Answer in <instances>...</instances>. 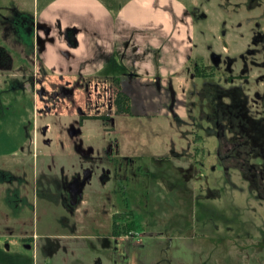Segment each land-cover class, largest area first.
Returning a JSON list of instances; mask_svg holds the SVG:
<instances>
[{
  "label": "flooded vegetation",
  "instance_id": "af4514ba",
  "mask_svg": "<svg viewBox=\"0 0 264 264\" xmlns=\"http://www.w3.org/2000/svg\"><path fill=\"white\" fill-rule=\"evenodd\" d=\"M224 1L216 5L222 18L210 38L201 35L204 25H195L208 19L204 4L187 8L192 23L183 60L186 84L178 91L159 71L148 77L140 71L120 77L99 71L107 80L94 84L77 81L71 69L53 70L58 82L47 88L43 66L35 74L21 67L18 78L9 49L0 42V121L13 116L16 104L28 112L24 103L30 101L32 132L45 136L60 112L71 109L66 135L78 167H61L58 177H48L46 188L62 205L65 213L56 215L68 232L77 233L82 220L90 222L84 230H94L90 200L106 213L108 228L93 237L107 256L98 263L145 264L134 262L130 253L145 246L143 235H157L158 227L169 225L178 229L173 237L184 243L182 250L197 251L199 258H170V237L163 244L166 260L153 264H174V259L177 264H264V213L257 211L258 205L264 207V0ZM2 9L4 41L17 36L34 56L53 41L45 35L47 26L35 23L30 13L12 4ZM69 33L64 35L71 45ZM94 93L102 96L104 108ZM87 122L98 135L94 144L82 138ZM17 173L19 180L23 175ZM0 177L2 184L13 179L7 163L0 166ZM135 190L139 211L128 203ZM115 193L128 207L112 213ZM118 242H124L121 255Z\"/></svg>",
  "mask_w": 264,
  "mask_h": 264
},
{
  "label": "rangeland",
  "instance_id": "374dc122",
  "mask_svg": "<svg viewBox=\"0 0 264 264\" xmlns=\"http://www.w3.org/2000/svg\"><path fill=\"white\" fill-rule=\"evenodd\" d=\"M18 2L23 9L28 11L32 10L30 2ZM195 2L197 5L201 6L204 4L202 9L208 17L207 21L203 23L196 21V29H198L200 25H204L205 34L201 35L210 38L217 30V23L222 18L216 5L219 3H225L226 1L204 0V3L203 0H185L184 4L189 5L190 7L191 4H194ZM9 4H12L10 0H0V14L6 13L5 9L3 10L2 8L7 7ZM187 19L189 24H186V26L188 30H190L189 26H191L192 19L188 17ZM158 32L159 29H155L154 26L142 29L126 26L116 30L113 25H111L107 29L109 37H106L108 52L102 53V51H100L96 56L97 59L94 56L95 61L93 60L92 63L94 62L95 65H93V67L90 65L91 63H87V69L85 71L80 70L84 67V60L82 61L80 59L88 53L86 44L81 48V51L78 54H72V56L76 58L75 64L76 67H78L76 68L77 71H75V69L73 70L77 81L82 83L92 81L94 84H103V81L105 79L107 80V78L99 71H103L109 76L115 77H120L121 74L125 73L124 71H140L147 77L151 71H159L163 79L170 78L175 89L177 91L180 90V87L183 84H186L184 79L183 60L185 55L189 52V48L185 44L180 43L181 40L175 35L172 37L173 34L164 37L165 40L155 39ZM2 36L3 30L0 24V42L3 44L6 43L13 59L14 72L17 74L18 78H20V76L16 71L21 67L27 68L31 73L35 74L37 68L43 66L42 55L44 48L41 52H38L37 56H34L35 52L32 51V49L27 50L23 47L22 43L17 42V36L13 38L12 35H9L5 41ZM131 39L133 41L129 42ZM34 41L35 40H33L32 43H34ZM229 41L231 43L230 39ZM128 44H131L134 48L132 51L135 52L134 56H132L131 53L130 55L124 56L126 50L130 49H127ZM198 47L200 51L199 53H203V44L199 41ZM59 51L60 52L55 53L54 59L57 64L60 63V66L57 65L61 68L60 71L65 72L61 61L66 63L68 54L62 53L63 49L61 48ZM32 58L36 61V65L32 61ZM45 71L47 74L46 86L49 88L51 83L58 82L55 76L57 72H53L52 69H45ZM171 74H173V76ZM97 75H100V77ZM147 80L148 79L145 78L144 83L147 82ZM106 82L109 83L108 81ZM188 85L189 84L183 86V88H188ZM98 87L101 90V87ZM80 92L81 91H79V93ZM95 97H97L98 100L102 98V96L97 93H94V98ZM94 98L91 97L93 101H95ZM98 103L104 104L101 100H99ZM24 104H26L25 108L28 109V112L22 109V107H19L20 104H18L19 106L16 104V107L13 108V116L4 122L0 121V166L7 163L11 168L13 177V179H10V182H5L8 186L0 183V264H13L20 259V257H22L21 264H32L33 259L39 260V263L43 264L42 261L45 256H43V252L45 253L47 249H42V245H44L43 238L39 237H43L47 233L55 234L57 232H67L56 215V213L60 215L65 212L63 211L60 202H57L59 200H55L48 192L46 188L47 179L50 175L58 177L59 169L61 167L69 169L70 171L75 170L78 167V158L74 154L71 140L66 135V127L70 126V120H68L70 117L67 115L71 109L69 108L66 110V115L63 113L64 110L60 112L56 121L53 124H50V130L45 136L39 134L36 136L34 131L32 132L34 124L32 121V109L34 105L30 104V101H27ZM104 107L105 104L100 108ZM180 112H183L182 109ZM66 120L67 122L65 124L61 123V121ZM46 121L49 122L48 120ZM82 130L84 131V136L82 137L84 143L94 144L96 141L95 137L98 135L94 132L90 123L87 122ZM46 137L49 139L47 142H45ZM22 148L25 149L24 153H22ZM19 170L22 172L23 177L18 180L15 177H21V174L17 173ZM0 179L2 178L0 177ZM6 188L8 189L5 190ZM138 192L139 190L131 192L130 198H128V203L130 202L129 206L133 203L135 211H139L142 207L141 203L137 201L139 199L137 197ZM111 200L115 203V206L109 207V212L112 211V213H114L116 211H122L128 207V205H125L127 203L120 198L118 193L112 195ZM90 203V206L89 202L87 205L89 206L90 212L89 218L92 216L94 230H84L90 222L82 220V223L78 225L79 231L76 233L81 235L82 238L75 240V242L59 243L61 245L70 243L76 244L78 248L76 250V259L77 257H81L83 260L88 259L89 262L94 261L95 259L97 260L98 258L103 260L107 258L106 252L102 251L103 249L99 245V241L93 237H100L99 234H101L103 230H106L110 224V220L107 222L105 218L106 213L100 212L98 207V211L95 210L94 206L96 202L90 200ZM257 208V211L264 213V207L258 205ZM70 221L73 222L72 220ZM76 221L79 222V220ZM192 221L194 222L193 218ZM139 227L142 228L141 225H139ZM174 229L175 231L178 230L176 226L168 225L163 228L158 227L157 235H143L142 242L145 246H142L139 250L136 249L135 252H131L130 258L134 260V262L136 260H144L145 264H153L154 260H163L164 263L167 254L170 258L174 256L176 259H182L181 257L183 256L186 260H198L199 252L182 250L184 243L178 240V238L173 237V234H175V232H173ZM30 235L35 236L36 239L37 237L39 238L37 240V244L40 245L38 254L39 259L37 258L36 253L32 251V241L29 238L23 239V237ZM170 237L173 238V245L167 249L166 254L164 249L165 245L169 243V239H171ZM111 242V244H114L112 240ZM158 242L163 243L158 246ZM131 244V241L126 242L127 247H131L133 245ZM163 244L165 245L163 246ZM89 245L96 249L94 251L90 250ZM123 245L124 242H118L120 255L124 248ZM81 249L82 252L80 251ZM59 255H62V253H59ZM113 257L117 258L115 254ZM58 258L59 256L57 255V259ZM130 258L127 259L131 260ZM176 259L173 260L174 264H177L176 261L178 260ZM57 261L58 260H55V258H50L49 264H55Z\"/></svg>",
  "mask_w": 264,
  "mask_h": 264
},
{
  "label": "crops",
  "instance_id": "0c3cea01",
  "mask_svg": "<svg viewBox=\"0 0 264 264\" xmlns=\"http://www.w3.org/2000/svg\"><path fill=\"white\" fill-rule=\"evenodd\" d=\"M12 5L18 10L30 13L35 19V23L40 26H47L48 38L53 41L47 42L43 49V66L46 70L60 71V63L57 64L54 59L56 52L63 49L62 53H67L66 63L61 61L64 71L74 70L76 68V58L72 54H78L81 48L86 44L87 55L80 60H84L80 70L85 71L88 67L87 63L93 67L95 63L94 56L102 51L108 52L106 37L107 29L111 25L116 30L126 26L135 28H146L154 26L159 29L155 39H163L168 35H174L187 46V37L190 30H188V19L186 10L189 5L184 4L185 0H10ZM18 1H28L31 3L30 11L23 9ZM191 5H197L195 2ZM22 7V8H21ZM176 18H174V17ZM183 27V29H182ZM190 28V27H189ZM70 31L69 40L65 38V32ZM42 35V34H41ZM44 35V33H43ZM152 39V38H151ZM133 41L132 39L129 41ZM149 42V41H148ZM125 55L132 56L134 48L131 44L127 45ZM126 49V48H125ZM160 50V48H159ZM130 51V52H128ZM68 59V60H67ZM97 59V58H96ZM133 59V58H132ZM65 60V59H64ZM95 61V60H94ZM59 65V66H57ZM56 66V67H55ZM99 67V66H96ZM101 69V66H100ZM66 230V229H65ZM67 231V230H66ZM29 238L32 241V251L36 253L39 259V247L37 240L43 238L42 249H47L43 252V264H49L50 258L58 260L55 264H104L88 259L77 257L76 244H52L51 242L60 239L63 242H75L74 239L82 238L81 235L71 232H57L47 233L43 237H36L33 235L23 237ZM36 243V245H35ZM62 248V249H60ZM82 252V249L80 250ZM62 253V255H59ZM57 255L59 258L57 259ZM22 257L13 264H21ZM32 264H40L39 260L33 259Z\"/></svg>",
  "mask_w": 264,
  "mask_h": 264
}]
</instances>
